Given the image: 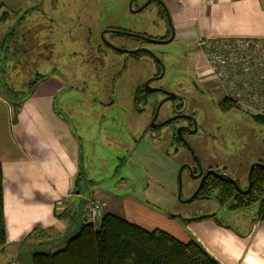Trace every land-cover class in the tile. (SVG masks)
Returning <instances> with one entry per match:
<instances>
[{
  "label": "rangeland",
  "instance_id": "374dc122",
  "mask_svg": "<svg viewBox=\"0 0 264 264\" xmlns=\"http://www.w3.org/2000/svg\"><path fill=\"white\" fill-rule=\"evenodd\" d=\"M145 1L133 0L131 6L135 9ZM127 2L128 0H0V41L3 40V46L0 49V65L2 66L0 81L5 85L3 92L9 99L14 95H18V99H21L27 94L28 83L35 80V77L43 76V79H47L53 76L57 80L59 78L62 91L58 94L56 106H59L63 114L66 113L65 116H68L70 122L72 121V129L74 128L76 135L80 138L81 154L91 142L98 143L97 135L100 127H103L105 131V140L112 135L118 138L119 144L116 146L102 141L104 144L102 149L98 153H93L92 159L95 161H99L102 157L108 159L106 171H109V174L98 175L101 179L100 187H104L106 182L116 191V194L133 189V192H137L141 199H145L143 189L148 185L151 198L146 200L161 215L156 216L154 220L144 218V225L150 230H162L187 241L190 233L193 232L189 224L194 222V217L213 214L214 206L217 205L216 194L213 192L210 199H194L190 202H182L177 198V172L174 175V170L180 167L179 164L183 160L190 161V157L183 149L175 153L176 146L171 144L168 131L172 129V125L159 127L154 137L150 136L149 132L145 134L151 142H149L151 146L147 148L148 151L146 143L142 145L141 138L139 140L137 137L143 127L150 124L154 100L161 98L160 94L149 95L148 100L143 105L140 104L139 110L134 108L132 103V96L138 85L157 72L153 58L143 53L125 55L105 46L102 48L103 56L95 58L94 42L98 40V34L96 37L95 33L106 26L124 32L148 35L155 39H160L169 33L172 25L170 15L165 12L161 14L163 10L160 13L157 3L151 2L143 9L132 12L128 9ZM77 19L80 24L75 22ZM12 24H17L16 32L8 38L5 34ZM22 26L28 28L20 31ZM84 28L88 32H83ZM72 33L78 36L83 33L86 42L81 40L80 45L74 43L71 40ZM109 37L113 39L115 45L124 49L145 47L152 51L162 61L163 69H165L162 78L157 81L158 84L176 92L187 90L182 106L196 113L190 105L199 100L203 103L204 100L197 95L198 93H193L189 79L186 78L188 74L194 72L193 42L174 41V39L168 42H153L131 35L113 33L109 34ZM74 51L79 54L78 59L75 60L76 65L70 61L71 53ZM107 58L119 63L110 71H106L99 85L98 76L101 66L99 64L106 63ZM85 66L86 69L83 70L82 67ZM214 84L210 86V90L216 95L220 91V86ZM66 97L71 98L68 103L74 108L70 109L74 113L69 114L66 111ZM170 107V103H163L157 119L168 115ZM206 109L213 120L209 127L204 125L202 127L199 124L196 129L197 134L189 137L194 155L201 159L203 166L212 164L215 160L223 162L227 166L230 177L236 181H242L244 177L241 178V175L248 169V166L243 164L250 157V153V161L255 158L264 161V145L254 146L255 141H252V138L249 142L253 144L251 148L243 133L240 136L236 132L231 133L233 129H236L232 121L233 119L237 121V125L249 135H253L256 131V136L261 142H264V125L254 127L253 121L250 120L252 117L235 108L230 113L232 120L228 126H225V116L221 115L215 106H209ZM79 118H84V122L90 125L88 136L91 142L85 139L82 130L78 128ZM226 129L227 135L230 134L228 140H226ZM238 141L241 143L239 144ZM130 143L139 153L144 150V160L137 159L133 155L130 157ZM114 147L121 148L122 151H115ZM214 154L220 158L213 157ZM115 155L122 161L117 163ZM228 155H231L229 161ZM236 160H239V163ZM148 162L150 166L154 164V177H151ZM92 171L97 173L95 168ZM146 173L150 175V178L145 176ZM180 180L183 186L181 196L184 198L194 187L195 182L192 180L191 187L187 188L189 181L184 174ZM87 196L89 195H85ZM100 198L93 199L102 201L103 198L102 200ZM104 199L105 206L103 209L101 207V212L99 211L93 223H98V218L104 213V209L128 210L123 198L109 196ZM83 206L84 200L82 209ZM225 208L220 209L221 211L216 215L220 224L241 232H249L253 229L258 219L257 214H252L255 212V207H247L242 211L225 210ZM49 244L52 245L51 242H43L39 244L41 247L38 245L37 248H44ZM23 258L21 256L11 264H28V258ZM3 260L7 262L12 261L13 258L8 260L5 254H1L0 261Z\"/></svg>",
  "mask_w": 264,
  "mask_h": 264
},
{
  "label": "crops",
  "instance_id": "0c3cea01",
  "mask_svg": "<svg viewBox=\"0 0 264 264\" xmlns=\"http://www.w3.org/2000/svg\"><path fill=\"white\" fill-rule=\"evenodd\" d=\"M162 1L170 15L174 41L194 43L195 68L201 76H207L208 73L203 68L204 61L198 56L197 37L264 38V0ZM3 87L5 85L0 81V164L2 212L6 229V245L0 249V255L5 254L8 260H13H3L0 264L14 263L21 256L27 258V252L43 242H51L52 247L62 246L83 224L81 211L85 195L101 197L103 200L109 196L123 198L128 210L117 211L111 208L104 209V213L119 215L150 230L144 225V218L154 220L161 214L146 200L151 198L149 186L143 189L145 199H141L133 189L116 194L106 182L104 187H100L101 179L98 175L109 174L106 171L108 159L102 157L95 161L92 159L93 153L102 149V141L116 146L119 144L118 138L112 135L105 140V131L100 127L97 135L99 141L92 144L88 136L90 125L84 122V118H79L78 128L82 130L85 139L91 142L81 154L80 138L72 129V121L56 106L58 94L62 91L59 78L40 77L34 90L29 95H23L20 105L15 109L12 100H16L14 97L19 98L18 95L9 99ZM218 98L225 99L221 87ZM70 99H65V108L69 114L74 113L70 110ZM141 140L142 145L146 143V149L151 146L146 135L141 136ZM129 145L130 157L133 155L144 160V150L139 153L131 143ZM114 149L122 151L121 148ZM165 155L168 157L167 153ZM114 158L117 163L122 161L116 155ZM147 164L151 177H154V164L153 167L149 162ZM93 168L97 173H93ZM80 172L87 182L79 185L77 190L74 182ZM176 172L177 168L174 175ZM145 176L150 178L148 173ZM189 226L193 232L187 241L167 233L182 243L196 241L220 264H264V222L259 219L249 232L231 229L211 218H194Z\"/></svg>",
  "mask_w": 264,
  "mask_h": 264
},
{
  "label": "trees",
  "instance_id": "16d2710c",
  "mask_svg": "<svg viewBox=\"0 0 264 264\" xmlns=\"http://www.w3.org/2000/svg\"><path fill=\"white\" fill-rule=\"evenodd\" d=\"M151 2L160 5L155 0H151L148 4ZM16 25L12 24L9 27L5 34L8 38L16 32ZM2 41H0V49L3 46ZM135 55L139 54L135 53ZM0 71H2L1 65ZM38 80L39 77H35V80L28 83L27 95L34 90ZM14 98L16 100H12V107L15 109L20 105L21 100ZM229 101L228 99L221 100L223 110L224 104L228 106L227 109H235L234 103ZM252 119L258 125H264L263 117L252 116ZM1 174L0 164V249L6 245ZM86 182L87 179L82 172L77 173L75 188L78 190L79 185ZM212 191L217 192L220 203L226 202L231 194L230 182L210 176L206 178L198 196L208 195ZM241 198L237 197L238 200ZM255 199L259 201L257 217L264 222V181H259L258 177L253 179L251 191L244 201L247 205H251ZM27 258L28 264H220L194 240L182 243L167 232L157 229L147 231L109 212L103 213L98 218V223L83 221L79 230L66 239L62 246L35 247L27 252Z\"/></svg>",
  "mask_w": 264,
  "mask_h": 264
},
{
  "label": "flooded vegetation",
  "instance_id": "af4514ba",
  "mask_svg": "<svg viewBox=\"0 0 264 264\" xmlns=\"http://www.w3.org/2000/svg\"><path fill=\"white\" fill-rule=\"evenodd\" d=\"M159 6L157 8H159ZM132 9H134V8H132ZM159 9H160V13H161L162 12L161 9L163 10V8H159ZM161 14H164V10H163V12ZM75 22L80 24L78 19ZM73 24H75V23H73ZM25 28H28V27L27 26H22L20 29L24 30ZM112 28L113 27H111V26H106L104 28H101L97 33H95L96 37H97V34H98V40H96L94 42L95 43L94 53L96 54L95 58L100 57V55L103 56V54H102V48H104L103 46L114 49L113 47H111L109 45L111 43L112 46L114 45V46L119 47L118 45L114 44V41H113V39L111 37H109V34H112V33L113 34H121V33L112 32L111 31ZM170 28L171 29H170L169 33L167 35H165V36L160 37L159 40H166V39H168L170 37V32H171V30L173 31L172 25L170 26ZM88 29H90V28H88ZM85 31H87V30L84 28L83 32H85ZM101 33H102V35H100ZM148 37H150V36H148ZM172 39H174V32H173V38ZM71 40L74 43H77L79 45L81 43V40H83L84 43L86 42L83 33L81 35H79V36L75 35V33H72ZM120 48H122V47H120ZM140 48H145V47H138V48H135V49H127V50H137L134 53L123 52V51H119V50H116V49H114V50H116L119 53H125V55L126 54L135 55V53L141 54L142 52H143V54L149 55L145 51L140 50ZM122 49H124V48H122ZM71 55H72V59L70 61H71V63L76 65V61L75 60L78 59L79 54L77 53V51H74L73 53H71ZM80 57H81V55H80ZM195 58L196 57L194 56V72L188 74L186 76V78L189 79V85L191 86V88L193 90V93H196V94L198 93L197 95H199L202 98V100H204L203 103L199 100V102H195V103H192L190 105V106H192L194 108L196 113L191 112L189 109H187L186 107L182 106L183 105V101H184V99H183L184 94L188 93L187 90H178L176 92V91H173V90H171V89H169V88H167L165 86H162V85L158 84L157 81H159L162 78V77L158 78V76L161 73V65H160L159 62H157L156 60L153 59L154 60L153 62L155 63L156 68H157L156 69L157 70L156 74H154L153 76L149 77V78H153L149 82V86L151 88H153V90L151 92L147 93V92H145V90L143 88L145 81L143 83L139 84L138 87L136 88L135 92H134V95L132 96V103H133L134 106L137 105V107H134V108L139 110L140 106L143 105V103H145L148 100L149 95H155V94L158 95V94H160L161 98H159L157 100H154V105H153V108H152L151 117L154 114V111H155V108H156L155 106L159 102H160V106H158L159 109L162 106V104L165 103V102L170 103L171 107L169 109V114L166 115L165 117H163L162 119H157L158 118V113H159V109H158L157 117L154 118L155 122L153 123L156 126L150 127V124H151V118H150V124L148 126H146V127L144 126L142 131H141V133H139L137 137L140 139L141 136L143 137L148 132H149L148 134L150 136L154 137V136H156V133H155L156 129H158L159 127H162L164 125H172V129L168 130V131L170 133V142H171V144L173 146H176L175 153L177 152V150L183 149L190 157V159H189L190 161H188V159H187V161L183 160L181 162V164H179L180 166L182 164H187L189 166V169H187L185 166L182 168V170L180 172V179H181V176L184 174L186 180L189 181V183L186 186L187 188L191 187V181L192 180L195 182L194 187L191 189L189 194H187V196L182 198L181 192H180V198H178V197L177 198L180 199L182 202H185L183 200L189 198L193 194V191L196 190L197 186L200 183L201 176L208 170H211V169L214 170L215 174H217V175H215L213 173H210V174H208L206 176V178H208L210 176H214V177H217V178L226 179V180H228L230 182L231 194H230V197L227 198L226 202L220 203V199H219L216 191H212L210 194L204 195V196L201 197L200 195L198 196V193L200 191L199 190L196 193V195L193 196V199H192L193 201H194V199H201V200L210 199L212 193L214 192L216 194L215 199L217 201V205L214 206L213 214H209V213L207 215L204 214V215H206V217H200V216H199V218H195L194 217L195 219L211 218V219H214V220L218 221L219 219L216 218V215H217V213L219 211H221L220 209H222L224 207H226L225 210H234V211L235 210L236 211L237 210L238 211H242L244 208H247V207H255L256 208L255 212H253L252 214H256V212L259 210V201L255 199V202H253L251 205H247V202L244 201V198L248 197V193L251 191L253 179L258 177L259 181H261V180L264 181V169L261 166H254V168L251 171L250 176H249L250 177V186L249 187H248V185H249L248 171H249L251 163L260 162L261 164L264 165V161H262L259 158H255L254 160L252 159L250 161L249 160L250 157H251V153H250V157L243 164L245 166L246 165L248 166L247 171L244 172L241 175V178L244 177V179H242V181L241 180L240 181L239 180H237V181L235 180V182H236V185H235L232 181H230L227 178V177H229V178H231V177L229 175V172L227 171L226 164H224L223 162H219L218 160H215V162H213L212 164H208V165L203 166V163H202L201 159L197 158V156L194 155L195 152H194V150L192 148L193 146H192V143L189 140V137L190 136H195L197 134V130L196 129L199 127V124L202 127H203V125L205 127L206 126L209 127L211 121L213 120V118L211 117V114L207 111L206 108L209 107V106H212V107L215 106V108H217L219 110L220 114L225 116L224 117L225 118V126L229 125L230 121L232 120V116H231L230 113L234 111L231 108L227 109L228 106L226 104H224V103H223L224 104V110L222 109L223 108L222 102H221L222 99L218 98V93L215 95L210 90V86H213L214 83L215 84H217V83L215 82V80L210 78L208 75L207 76H203V75L201 76L200 72H198L196 70V68H195L196 64H197L195 62ZM117 63H119V61H110L107 58V62L106 63H104V64L100 63L99 64V65H101L100 69H99V76H98L99 77V80H98V84L99 85H100L102 79L104 78L105 74L108 72L107 70L110 71L112 69V67H114ZM163 67H164V65H163ZM82 69L85 70L86 66L82 67ZM164 71H165V69H164ZM100 87L102 88V86H100ZM113 99H115V98L113 97ZM188 110H189V112H188ZM250 120L253 121L252 119H250ZM164 121H166V122L164 124H162ZM232 122H234L233 127L236 128V129H233L231 133L234 134L236 132V134L238 136H240L241 133H243L244 138L246 140H248V145H250L251 148L253 147V144L252 143L249 144V142H251L252 138H253L252 141L253 140L255 141L254 142V146L260 145V144L264 145V142H261V140L257 138L256 131H255V133L253 135H249L247 132H245V130H243L240 126L237 125V123H238L237 121H235L233 119ZM158 124H160V125H158ZM252 124L254 125V127L258 126V124L255 121H253ZM229 138H230V134L227 135V129H226V140H228ZM238 143L240 144L241 141H238ZM258 147L259 146H257V148ZM212 156L216 157V158H220V156H217L216 154H214ZM230 157H231V155H228V161H229ZM253 157H254V155H253ZM236 162L239 163V160H236ZM229 164L230 163H228V165ZM177 168L178 169H177L176 196H177V192H178V171H179L180 167H177ZM199 172H200V175L197 176V174ZM223 175H225V176H223ZM206 178L204 179L203 183L206 181ZM203 183H202V185H203ZM182 190H183V186H182V182H181V191ZM238 196H239V198L243 197V199L241 198V199L238 200L237 199ZM201 216H203V215H201Z\"/></svg>",
  "mask_w": 264,
  "mask_h": 264
},
{
  "label": "built area",
  "instance_id": "2783aa9c",
  "mask_svg": "<svg viewBox=\"0 0 264 264\" xmlns=\"http://www.w3.org/2000/svg\"><path fill=\"white\" fill-rule=\"evenodd\" d=\"M196 47L203 68L224 97L246 115L264 118V38L199 36ZM103 205L98 199H87L84 221L93 222Z\"/></svg>",
  "mask_w": 264,
  "mask_h": 264
},
{
  "label": "water",
  "instance_id": "95a60500",
  "mask_svg": "<svg viewBox=\"0 0 264 264\" xmlns=\"http://www.w3.org/2000/svg\"><path fill=\"white\" fill-rule=\"evenodd\" d=\"M150 1H151V0H147L144 4H142V5L139 6L138 8H136V9H132V6H131V5H132V0H129V1H128V9H130L132 12H137V11L143 9L145 6H147L148 3H149ZM156 1L160 4V7L163 8L164 12L168 15V11H167V9H166V7H165L163 1H162V0H156ZM111 31H112V32H115V33H121V34H124V35H131V36L139 37V38H141V39H144V40H150V41H153V42H168V41L172 40V38H173V31H172V30H171V32H170V37H169L168 39H166V40H159V39H155V38H150V37H147V36H144V35H140V34H138V33L135 34V33H131V32H128V31H125V32H124L123 30L112 29ZM100 35H102V33H101ZM109 45H110L111 47H113L114 49L119 50V51H123V52L134 53L135 51H137V50H127L126 48H125V49H122V48L117 47V46H114V45L112 46L111 43H110ZM140 50L145 51L146 53H148V54L150 55V57H152L154 60H156L157 62L160 63V65H161V73H160V75L158 76V78L162 77V75H163V73H164V69H163L164 67H163V63H162V61L159 60V58H157V56H156L152 51H150L148 48H140ZM152 79H153V78H148V79H146L145 82H144V87H143V88H144L145 92H147V93H149V92H151V91L153 90V88H151V87L149 86V82H150ZM158 106H160V102L155 106L156 108H155V111H154L153 116L151 117V124H150V127H154V126H156V125L153 124V123L155 122V119H154V118L157 117V112H158V109H159ZM165 122H166V121H164L162 124H164ZM158 125H160V124H158ZM184 166H185L187 169H189V166H188L187 164H182V165L180 166V168H179V171H178V192H177V197H178V198H180V192H181L180 172H181V170H182V168H183ZM254 166H261V167L264 169V165L261 164L260 162H254V163H251V164H250L249 171H248V177L250 176V173H251V171L253 170ZM210 173L215 174L214 170H212V169L206 171V172L201 176L200 183H199V185L197 186L196 190L193 191V194H192L189 198H187V199H185V200H183V201H185V202H189V201H191V200L193 199V196H195L196 193L200 190V188H201V186H202V183H203L204 179H205L206 176H207L208 174H210ZM199 175H200V172L197 174V176H199ZM215 175H217V174H215ZM223 176H225V175H223ZM227 178H228L230 181H232V182L236 185L235 180H233L232 178H229V177H227ZM249 186H250V177H249V185H248V187H249ZM200 217H206V215H203V216H200ZM196 218H199V216L196 217Z\"/></svg>",
  "mask_w": 264,
  "mask_h": 264
},
{
  "label": "bare ground",
  "instance_id": "6f19581e",
  "mask_svg": "<svg viewBox=\"0 0 264 264\" xmlns=\"http://www.w3.org/2000/svg\"><path fill=\"white\" fill-rule=\"evenodd\" d=\"M43 77V76H42ZM223 99V98H222ZM225 99H228L227 97L225 98ZM229 100V99H228ZM229 102H232L231 100L229 101ZM236 108V107H235ZM84 198H83V200H84V206H83V208H85V204H86V201H87V199H90V198H94V197H90V196H87V197H85V196H83ZM102 200V199H101ZM102 202L104 203V205L103 206H105V201L104 200H102ZM102 206V207H103ZM101 208V207H100ZM83 211H82V215H81V217H82V220L84 221L85 219H84V217H83V215H84V209H82ZM85 222V221H84Z\"/></svg>",
  "mask_w": 264,
  "mask_h": 264
}]
</instances>
